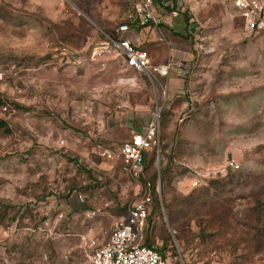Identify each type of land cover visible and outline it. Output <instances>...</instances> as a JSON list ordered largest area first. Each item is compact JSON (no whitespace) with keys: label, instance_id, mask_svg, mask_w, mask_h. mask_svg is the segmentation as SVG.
I'll list each match as a JSON object with an SVG mask.
<instances>
[{"label":"rangeland","instance_id":"obj_1","mask_svg":"<svg viewBox=\"0 0 264 264\" xmlns=\"http://www.w3.org/2000/svg\"><path fill=\"white\" fill-rule=\"evenodd\" d=\"M155 5L178 10L182 36L167 23L118 35L126 0H0V264H90L146 190L104 151L156 116L143 177L162 216L144 239L174 264H264V30L232 0ZM117 36L168 74L127 67Z\"/></svg>","mask_w":264,"mask_h":264},{"label":"built area","instance_id":"obj_2","mask_svg":"<svg viewBox=\"0 0 264 264\" xmlns=\"http://www.w3.org/2000/svg\"><path fill=\"white\" fill-rule=\"evenodd\" d=\"M127 8L124 19L115 29L117 34L128 33L132 30L150 25L159 28L165 23V15L155 5V0H126ZM238 10L246 29L253 31L264 30V1L262 0H232ZM154 5V8H152ZM178 10L171 8L169 17H176ZM113 48L125 57L127 65L138 72H155L166 76L170 63L152 65L147 52L137 48L128 38L120 36L109 37ZM152 71H151V70ZM158 116L143 130L134 133L120 146L117 154L105 150L109 158H119L122 171L136 183L142 191L140 174L144 165V153L159 148ZM231 169L239 167L234 158H229L225 164ZM192 185H198L201 174L195 170L188 171ZM145 187V186H144ZM158 191V190H157ZM159 192V191H158ZM150 195L144 192L128 205L125 216L117 219L112 227L108 241L96 245L88 256L90 264H174L167 256H163L153 246L144 243V227L147 217Z\"/></svg>","mask_w":264,"mask_h":264},{"label":"trees","instance_id":"obj_3","mask_svg":"<svg viewBox=\"0 0 264 264\" xmlns=\"http://www.w3.org/2000/svg\"><path fill=\"white\" fill-rule=\"evenodd\" d=\"M162 1L163 0H155V2L158 4V5H161L162 4ZM173 5V4H172ZM172 32H174L175 34L177 35H181L180 33L174 31L172 29ZM182 36V35H181ZM119 53V52H118ZM120 54V53H119ZM121 57H122V60L124 62V64L129 67V68H132L130 67L129 65H127L126 63V60H125V57L120 54ZM133 69V68H132ZM134 70V69H133ZM6 100L5 99H1L0 98V104L1 105H5L6 104ZM150 123L147 124V126L149 125ZM0 127H5V124L2 120H0ZM159 128H160V120H159ZM8 130V129H6ZM124 142V141H123ZM122 142V143H123ZM120 143L116 148L115 150L118 152L119 149H120V146L121 144ZM155 149H151L149 151H146L144 153V165H143V169L141 171V174H140V180H143V184L145 186V191L149 193L150 195V202H149V205H148V213H147V217H146V221H145V227H144V231L145 229H147V226H149V224L153 223L157 218H160V216H162V201H161V195L160 193L157 191L156 189V184H155V176L152 175V176H148L146 178L143 177L144 175V171L146 169V162H147V159H148V156L150 155V152L153 151ZM144 243L148 246H153L152 245V242H151V239L145 235V239H144ZM157 251H159L163 256H167L166 255V248L165 246H160V247H156V246H153Z\"/></svg>","mask_w":264,"mask_h":264},{"label":"crops","instance_id":"obj_4","mask_svg":"<svg viewBox=\"0 0 264 264\" xmlns=\"http://www.w3.org/2000/svg\"><path fill=\"white\" fill-rule=\"evenodd\" d=\"M173 19L171 18V17H167V16H165V23H167L168 24V26H170L171 28H173V30L174 31H176V32H178V33H180V34H182V29L180 28H177V27H175V26H173ZM181 24V23H180ZM180 27H182V25H180ZM153 29H155L154 27H152ZM139 29H141L140 31H142V27L141 28H138V29H135V30H132V31H130V32H128V33H136L137 32V30H139ZM145 30H147V29H145ZM141 35H142V33H141ZM141 35H139V37L137 36V35H135L134 37V40H136V41H138V42H141V38L142 37H140ZM150 49V48H149ZM144 50V49H143ZM146 52H148L149 50H145ZM148 54V53H147ZM188 55H190V54H188ZM150 57V56H149ZM151 59V58H150ZM158 65H160V64H158ZM170 81H171V87H170V89L169 90H172V91H174L175 89V87H173V86H175L174 85V81H173V78H168ZM176 79V78H175ZM173 81V82H172ZM182 84L183 83H181V86H182Z\"/></svg>","mask_w":264,"mask_h":264}]
</instances>
